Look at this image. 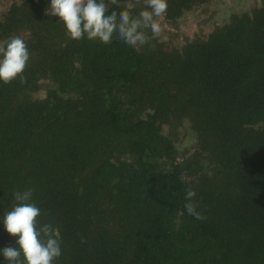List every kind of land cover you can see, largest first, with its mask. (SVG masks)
Masks as SVG:
<instances>
[{
    "label": "trees",
    "instance_id": "trees-1",
    "mask_svg": "<svg viewBox=\"0 0 264 264\" xmlns=\"http://www.w3.org/2000/svg\"><path fill=\"white\" fill-rule=\"evenodd\" d=\"M3 1L0 43L21 36L30 59L26 82H0V218L32 188L53 264H264V0L137 47L69 39L49 0ZM211 1L167 0L162 27ZM17 238L0 219V249Z\"/></svg>",
    "mask_w": 264,
    "mask_h": 264
},
{
    "label": "clouds",
    "instance_id": "clouds-1",
    "mask_svg": "<svg viewBox=\"0 0 264 264\" xmlns=\"http://www.w3.org/2000/svg\"><path fill=\"white\" fill-rule=\"evenodd\" d=\"M144 8L133 16L123 7L119 12L112 10L117 0H49L46 14L57 17L63 24L65 35L71 40H99L104 44L115 35L128 46L137 47L148 43L147 32L158 37L163 31L160 20L168 8L167 0H143ZM30 59L28 45L21 36H11L0 43V82L7 85L19 79L26 82L24 75ZM32 188L14 192L17 202L2 219L7 233L18 237L15 246L0 249L7 264H53L61 256V237L58 228L51 224H40L37 218L40 208L33 201ZM196 192H185V209L197 220L205 219L194 202Z\"/></svg>",
    "mask_w": 264,
    "mask_h": 264
},
{
    "label": "rangeland",
    "instance_id": "rangeland-1",
    "mask_svg": "<svg viewBox=\"0 0 264 264\" xmlns=\"http://www.w3.org/2000/svg\"><path fill=\"white\" fill-rule=\"evenodd\" d=\"M258 2L259 0H213L204 7L185 12L176 27L164 24L162 27L163 31L158 38L181 45L186 39L196 34L226 23L231 13L249 9L252 5L258 4ZM3 4L4 1L0 0V8ZM192 141L193 139L189 132L180 143V146L188 145Z\"/></svg>",
    "mask_w": 264,
    "mask_h": 264
}]
</instances>
